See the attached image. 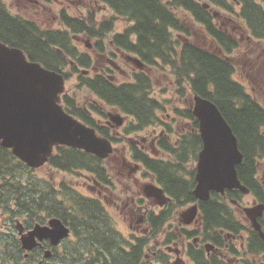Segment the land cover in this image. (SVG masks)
I'll use <instances>...</instances> for the list:
<instances>
[{
	"label": "trees",
	"instance_id": "obj_1",
	"mask_svg": "<svg viewBox=\"0 0 264 264\" xmlns=\"http://www.w3.org/2000/svg\"><path fill=\"white\" fill-rule=\"evenodd\" d=\"M99 1L107 4L114 16L129 23L122 33L113 35L112 40L117 45L137 54L148 64L150 72L168 67L173 80L172 89L179 97L196 94L210 99L219 107L232 127L243 155L242 161L236 166L239 180L258 193L264 192L253 179L257 172V162L264 157V106L235 76L237 68L232 55L239 48V42L231 34V29L230 33L225 28V17L221 18L220 23L215 20V17L227 14L244 22L253 37L264 39V0ZM237 1L239 4H236ZM7 13L0 0V41L20 48L28 59L61 72L67 79L70 71L64 66L67 64L65 56L50 50L45 43L35 38L30 25L21 26ZM182 14L189 15L202 26L207 34L206 45L186 41L181 35L175 36L177 33L187 32ZM114 16L98 22L99 27L86 18L84 24L87 23V34L94 36L92 31L98 29L102 37L107 36L113 30ZM63 19L69 32H78L84 27L83 22L78 19L65 15ZM58 35L63 38L60 33ZM117 39L122 43H117ZM69 55L75 61L77 56L80 66H90L87 54ZM78 81L103 105L113 109L115 106L134 118L126 126L125 134L158 124H163L168 131L174 130L171 123H165L162 119L164 102L152 95V80L147 72L137 70L131 81L121 84L109 82L100 74L79 75ZM97 101L86 104V109L103 112ZM62 102L68 113L94 126L100 134L114 142V135L86 114L74 97L64 93ZM173 112L174 119H185L187 116L194 122L188 106L175 107ZM191 138L196 139L195 136ZM197 140L201 142L200 137ZM168 142L167 138L161 136L158 144L173 153V158L169 161L150 157L144 150L131 146L132 161L152 172L156 183L172 198L165 209L155 213L149 211L148 234L131 235V241L125 240L121 232L115 229L110 214L98 199L82 195L64 181L50 185L45 179L33 175L34 169L16 158L10 149L0 145V211L5 216L4 223L0 225V264L164 263L165 258L161 254L153 257L152 262L146 261V249L155 250L149 242L157 238L174 210L196 200L192 194L195 181L192 170L187 166L192 159L183 156L187 151L189 155L195 156L196 150L182 146L175 149ZM47 164L66 172L85 169L92 172L95 178L111 184L103 160L80 149L56 145ZM228 198H234L230 190L226 197L211 192L209 199L200 201L202 229L206 236H209L208 233L213 234L212 239L218 238L219 230L245 228L234 214ZM261 199L264 201V197ZM53 216L59 217L70 227L71 237L64 239L61 249L52 248V256L49 258L42 256L40 247L34 248L24 257L15 236V219L20 220L25 228H30ZM261 223L264 229V223ZM246 245L253 261L258 262V253L264 252V241L255 230L251 229ZM196 264L221 262L214 258H199ZM246 264L252 263L246 261Z\"/></svg>",
	"mask_w": 264,
	"mask_h": 264
},
{
	"label": "flooded vegetation",
	"instance_id": "obj_2",
	"mask_svg": "<svg viewBox=\"0 0 264 264\" xmlns=\"http://www.w3.org/2000/svg\"><path fill=\"white\" fill-rule=\"evenodd\" d=\"M3 1L5 2V6L8 10L7 14L10 17L14 18L16 22L19 23L21 26L23 24L30 25L29 27H31V30L35 35V38L45 43V45L48 46L50 50H54L61 54L66 55L65 58L67 60V64H65L64 66L65 68H69L68 70L70 71V76L77 78V80L79 78V75L83 76L84 72H81L82 67L79 66V61H78L79 58L76 56V61L75 59L72 60L70 58L71 56L69 55L70 53L87 54L89 58L90 66L89 68H87L88 70L85 71V74L103 75L107 81L112 82L114 84H121L123 82L131 81L133 79L134 73L137 72L138 69L136 68V66L132 61V58H134V56H137V54L128 51L123 46L117 45L112 40L113 35L115 36L116 34L122 33L123 32L122 30H114V33H112L111 35H107L103 37H102V33L98 29L92 31L94 32V36L88 35L86 32L87 23L84 24V22L87 20L86 18L95 22V26L99 27L100 25H98V22L102 21L106 17H111V15L97 18L95 14V8H93L92 5L91 8L86 7V5L81 2V0H3ZM98 2H99L98 0H93V3L97 6V8H98L97 5ZM54 4L60 5L62 7V11L60 14L56 13L53 10L52 5ZM80 7L84 8L87 11V15L85 16L82 13L83 11H80L79 18H75V19L82 21L84 27L82 28V30L78 32L75 31L69 32L68 30L65 29L63 22L64 21L63 15L69 17V15L64 11V9H68V13H70L72 11V8L77 9ZM100 8L103 10L108 9V7L102 3L100 5ZM239 26L242 27L241 21L239 23ZM114 27H115V21H114L113 29ZM58 33H60L63 36V38H60ZM45 38L46 41H44ZM105 38H107L106 39L107 43L104 42ZM116 42L122 43V41L118 39L116 40ZM9 46H13V45H9ZM119 64L127 67L128 68L127 72L124 69H122ZM144 70L148 71V67H146ZM120 75H126L127 77H129L128 79L130 80L118 81V77ZM93 101H97V99H94ZM80 106H83V109L85 110L86 114H88L91 118H94L99 126H104L102 128L107 129L108 132L114 134L115 137L114 142L111 141L109 138L108 139L112 142V145L114 143L113 146L114 156H116L117 159L120 160L119 167H122L124 159L132 161L131 152H130L132 145H135L139 149L144 150L145 153H147L150 157L162 158L163 160H168V161L172 160L173 153L167 147L166 149L165 147H162L158 144L160 137L164 136L170 142L168 143L175 149L182 146V147L190 148L192 151H194V149L196 150L195 156L189 155L188 151L185 152L183 155L186 159L188 158L192 159V161L187 166L192 170V177L195 181L198 154L203 147V142L199 134V129H198L199 123L194 115H193L194 122L192 123V120L187 116L185 119L182 117L179 118L176 117V119H174L172 116L167 114L166 116L168 117V119L163 121L165 123H171L172 128L174 129L173 131L172 130L168 131L165 129V126L163 124L161 125L158 124L153 126L149 125L143 130L132 131L129 134H125V128L128 125V123L134 121V118L132 116L122 113L119 108L114 106V111L112 112H114V114L115 113L120 114L123 117V120L121 124L117 125L116 123H114L113 125L111 122H108L109 120L108 113L110 111H106L104 109V113L103 112L98 113L91 110H87L86 104H80ZM101 113H103L104 116H102ZM160 126L163 128H161ZM155 128H161L158 134H153V130H155ZM143 131L148 132L149 135L142 136L140 139H133L132 137H130V135L132 134L139 135ZM96 132L98 135L103 136L97 131V129ZM192 136H195L196 139H192L191 138ZM197 137H200L201 142L197 140ZM124 139H126V144H127L126 149L124 148V146L121 147L117 146V144L122 142ZM124 149L128 150L127 157H125L126 155L124 154V152L119 151V150L124 151ZM261 161L262 160L258 161L257 172L255 173V177H253V179L255 180V182L257 181L259 183L262 190L264 191V179L260 181V177L264 175V164L260 165ZM134 164H135L134 165L135 168L140 166L141 169L144 170V174L146 175L148 173V177L151 179L153 178V180L155 181V178L153 177L154 174H152V172L146 170L144 166L140 163H134ZM193 164H194V169H193ZM131 170H133V168L127 169V175L129 177ZM78 172H80L82 177L84 178L82 187L87 188L92 193L86 195L81 193L80 191L79 192L84 196L98 199L105 207L104 203L102 202V199L105 200L107 196L110 197L107 194L108 189L106 188L109 185L107 183H104L102 179L97 177L95 178L94 174L92 172H89L88 170L80 169L78 170ZM85 172L89 173V175H86ZM90 179L97 185L95 192H93L94 187L92 185H89L88 183V180ZM110 182L111 184H113V180H111ZM150 182L159 186L158 184L155 183L156 181L155 182L150 181ZM195 183L193 185V188L195 186ZM145 184L142 186V188H140V191L142 192L143 196L147 199H151V204L153 205L154 208H157L158 212L159 210L165 209L167 205L171 202L172 198L164 192L166 196L169 197V199L164 204L159 205L153 198H148L144 195L143 188ZM72 187L77 189L74 185H72ZM247 188L249 189L247 193L240 191L238 188H226L223 193L217 192L215 190H211L209 193V197L211 195V192H215L219 194L221 197H226V195L229 193L230 190V193H232L234 198H228L227 199L229 201L228 203L232 206V210L234 214L236 213L235 210L237 211V214L241 217V218L238 217V220L245 228L241 230L239 228L231 229V231L219 230L217 239H212L211 236H213V234L211 233H208L209 236H206L205 231H203L201 224L200 201H202V199L197 198L192 191V194L194 195L196 200L194 202H189L186 205L181 206L178 210L177 215L175 216L171 215L170 219L164 224L162 231L160 232L162 234L159 239L160 241L156 244L155 250H151L150 248H147L151 250L152 259L157 254L159 255L161 254L165 258L164 263L161 264H175L176 261H178L177 264H196L199 258H203L205 260H211L212 258H214L215 260L220 261L221 264H246V261H249L252 264H264V252L258 253V262H255L252 259V254L247 251V245H246L247 237L250 234L251 229L252 230L254 229L251 225L250 219L248 218L246 212L244 211L245 207L253 206L259 202L264 203V201L261 199L264 197V192L258 193L250 189L249 187ZM243 198H247V200L244 201ZM139 200L143 202L142 199ZM141 202H136L135 198L134 201L129 202L130 214L134 210L142 212L141 216H139L137 220L134 222L136 223L135 228L141 227L140 229L142 233L141 234L133 233L131 235H146L150 230V225L148 224V214L150 212L145 206H143V203ZM194 204H196L197 206V214L195 215V217L191 222L184 223L181 218V213ZM150 211L153 213L156 212L155 210H150ZM172 220H176V223L175 224L172 223ZM257 220L258 222H260L261 228L263 229L261 222L264 223V210L262 215L257 216ZM128 228L129 231L131 228H134L133 223H129ZM14 229L16 230L15 227ZM115 229L123 233L118 228L115 227ZM126 235L131 236L128 234ZM15 236L18 237L17 230L15 232ZM70 237H71V229H70V235L67 238ZM63 241L64 239H62L57 245L53 246V248L61 249ZM208 243L212 244V246L209 245ZM48 245H49L48 241H44L40 246H37L42 248L41 249L42 256L44 250L48 248ZM27 255L25 256L24 254V257H27ZM152 259L146 256L147 262H152Z\"/></svg>",
	"mask_w": 264,
	"mask_h": 264
},
{
	"label": "water",
	"instance_id": "obj_3",
	"mask_svg": "<svg viewBox=\"0 0 264 264\" xmlns=\"http://www.w3.org/2000/svg\"><path fill=\"white\" fill-rule=\"evenodd\" d=\"M132 61L138 69L146 67L138 56ZM64 91L65 78L61 72L28 60L20 48L0 42V145L10 149L30 168L47 163L56 145L80 149L100 159L107 158L113 151L112 142L107 137L98 135L94 127L64 109L61 103ZM190 107L198 120L203 142L198 154L193 194L206 200L211 190L223 193L226 188H238L247 193L249 189L240 182L236 169L243 155L221 110L210 99L196 94ZM108 118L113 125H119L123 120L120 114L112 111ZM143 192L159 205L169 199L163 189L152 182L145 184ZM263 210L264 203L261 202L244 208L253 229L264 241V230L257 220ZM196 214L194 204L181 213V218L184 223H189ZM16 229L25 256L48 241L50 247L44 250L43 257L49 258L53 246L70 235L68 225L55 216L46 224L37 223L29 230L24 231L21 223Z\"/></svg>",
	"mask_w": 264,
	"mask_h": 264
},
{
	"label": "rangeland",
	"instance_id": "obj_4",
	"mask_svg": "<svg viewBox=\"0 0 264 264\" xmlns=\"http://www.w3.org/2000/svg\"><path fill=\"white\" fill-rule=\"evenodd\" d=\"M83 4L86 5V7H90L91 5L93 8H95V14L97 18H101L103 16L111 15L114 16V12L108 8V9H101L100 5L101 3L98 2V8L93 3V0H81ZM103 4V3H102ZM53 10L60 14L62 11V7L60 5L54 4L52 5ZM70 8V7H69ZM216 9V8H215ZM217 10V9H216ZM64 11L69 15L71 18H79L80 11H83L82 13L86 16L87 11L84 8H72V11L68 13V9H64ZM182 21L184 24V27H186L187 32L177 33V35H181L183 38H187V40H192L194 42H197L201 45L207 44V34L205 33L202 26L194 22V20L187 14H182ZM225 17L224 26L225 28L230 32V28H233V31L236 33H231L239 42V48L236 49L233 52L232 60L234 61V64L237 68L236 77L244 83L246 88L252 93L255 99H257L263 106H264V39L253 37L249 32L246 31V26L244 23L241 22L242 27L239 26L240 21L235 20L227 14H221V16L215 17L216 22L220 23L221 18ZM115 21V27L112 31L108 33V35H111L114 33V30H123L127 27L129 24L125 19L121 17L114 16ZM66 30L68 28H65ZM106 39H104V42H106ZM219 49V48H218ZM122 69H124L126 72L128 70L127 67L119 64ZM152 69V68H151ZM152 80L153 90L152 95L156 97L157 99L161 100V102H164V111L162 115V119L166 120L168 117L167 114L170 116H174L173 109L175 107H187L190 105L192 100V95H187L185 97H179L175 94V91L172 89L173 80L172 75L167 69L159 68L155 71L150 72L146 71ZM126 75H120L118 77V81H127L128 79ZM65 93L71 95L74 97V99L80 103V104H88L89 102L94 103V99H97L94 94H92L88 89H85L80 82L77 80V78H74L72 76H69L65 81ZM103 112L104 109L106 111H114V109L103 105L100 102H97ZM161 127V126H160ZM163 128V127H161ZM161 128H155L153 130V134H158L161 130ZM114 135V134H113ZM148 132H141L139 135L132 134L130 137L133 139H140L142 136H148ZM118 136V135H117ZM114 146V143H113ZM116 146V145H115ZM118 147L124 146V148H127L126 139H124L122 142L117 144ZM119 150L120 152H124L127 157L128 150ZM118 161V162H116ZM120 160L117 159L116 156H114V147L112 153L105 159H103V164L106 168V171L108 173V177L111 180H113V184H108L106 188L108 189L107 194L110 197H106V201L102 199V202L104 203L106 209L108 210V213L110 214L113 224L116 228H118L125 240L129 239L131 240L130 236L133 233L141 234V227L135 228L136 223H134L139 216H141V211H132L130 214V201L141 202L142 199L143 206H145L148 211L155 210L157 211V208H154L151 204V199H147L143 196L142 192L140 191V188L142 186L150 181H153V178L148 177V173L145 175L144 170L141 169L140 166L135 168V164L131 160H123L122 167H119ZM264 164V160L260 162V165ZM133 168V170L130 171V177L127 175V169ZM33 175H36L37 177H40L42 179H45L50 185H57L59 182L64 181L69 183L70 185H74L78 191H80L83 194L89 195V193H92L87 188L82 187V183L84 178L82 177L81 173L78 172V170L74 172H66L60 169H56L54 167H50L47 163L42 165L41 167L35 168L32 172ZM86 175H89V173L85 172ZM264 179V175L260 177V181ZM89 185H92L94 187V191H96L97 185L90 179L88 180ZM156 183V182H155ZM157 184V183H156ZM244 201L247 200V198H243ZM185 208V207H184ZM183 208V209H184ZM234 209V208H233ZM179 209H176L172 212V215H177ZM235 210V209H234ZM236 216L241 218L237 211ZM5 216L0 211V225L4 223ZM129 223H133L134 228H131L129 231L128 225ZM172 223H176V220H172ZM144 225V224H143ZM142 226V225H141ZM129 231V232H127ZM160 233L157 238L151 240L149 242V245L156 247V244L160 241L161 237ZM127 240V241H129ZM133 242V241H132ZM127 246V244H124ZM124 246V247H125ZM126 248V247H125ZM129 248V246L127 247ZM147 254L146 256L148 258L152 259L151 250H146Z\"/></svg>",
	"mask_w": 264,
	"mask_h": 264
},
{
	"label": "bare ground",
	"instance_id": "obj_5",
	"mask_svg": "<svg viewBox=\"0 0 264 264\" xmlns=\"http://www.w3.org/2000/svg\"><path fill=\"white\" fill-rule=\"evenodd\" d=\"M10 260V259H9Z\"/></svg>",
	"mask_w": 264,
	"mask_h": 264
}]
</instances>
